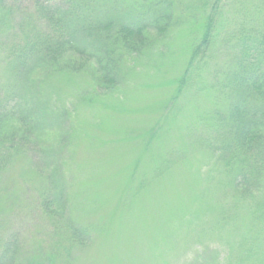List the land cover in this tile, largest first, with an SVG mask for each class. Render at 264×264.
<instances>
[{
	"label": "rangeland",
	"instance_id": "374dc122",
	"mask_svg": "<svg viewBox=\"0 0 264 264\" xmlns=\"http://www.w3.org/2000/svg\"><path fill=\"white\" fill-rule=\"evenodd\" d=\"M120 1L144 7L143 0ZM161 1L162 14L171 18L168 36L160 37L151 18L148 34L156 37L151 50L130 49L129 55L118 50L127 56L122 65L118 57L114 62L122 76L116 89H97L94 62L67 48L60 64L40 67L29 77L31 98H37L32 104L47 112L41 126L19 117L2 122L0 137L15 133L25 147L4 176L16 180L24 200L19 218L9 223V233L19 232L22 239L21 264L33 258L43 263L47 254L61 263L56 255L63 212L89 231L69 264L264 263V233L258 236L248 208L231 213L230 175L208 150L191 145L214 95L203 81L177 90L209 0L206 7L195 0ZM257 2L222 0L223 23L229 27L233 16ZM232 55L229 50L231 62ZM11 78L0 61L6 91ZM48 177H53L52 220L42 209ZM219 203L229 207L223 222Z\"/></svg>",
	"mask_w": 264,
	"mask_h": 264
},
{
	"label": "trees",
	"instance_id": "16d2710c",
	"mask_svg": "<svg viewBox=\"0 0 264 264\" xmlns=\"http://www.w3.org/2000/svg\"><path fill=\"white\" fill-rule=\"evenodd\" d=\"M29 1L32 6H23ZM106 1L0 0V61L12 75L6 86L8 91L0 86L2 131L6 119L19 117L32 126L35 122L40 125L42 117L47 118L40 104H32L35 98H31L29 77L40 67L60 64L65 49L93 61L97 89L109 91L122 81L120 69L114 65L117 57L122 65L130 49L137 54L152 49L156 37L152 31L148 34L152 30L148 23L151 18L157 23L160 37L168 36L171 18L162 14L164 10L159 7L164 1L143 0L144 7L135 9L125 7L120 0H112L110 6L105 5ZM195 1L202 7L207 5V0ZM221 1L209 0V14H205L203 30L193 42L189 59L177 79V90L180 93L203 81L214 95L215 104L209 116L200 119L203 128L193 136L198 138L191 145L208 150L214 163L230 175L235 190V196L227 194L228 201L231 195L234 204L231 213L247 207L260 236L264 233V0H257L250 9L246 7L239 18L233 16L229 27L220 16ZM118 50L128 53L121 56ZM229 50L233 52L232 62ZM68 67L69 71L76 70L75 66ZM21 139L15 133L0 137V264H21L22 239L19 232L9 233V223L19 218L25 208L24 200L16 180L4 178L20 152L25 151ZM48 180L42 191L46 196L42 209L52 220L53 177ZM218 208L217 217L223 222L229 207L219 203ZM62 214L65 227L59 232L56 257L60 264H69L89 231L67 213ZM42 262L54 264L53 255H44ZM43 263L33 258L24 264Z\"/></svg>",
	"mask_w": 264,
	"mask_h": 264
}]
</instances>
